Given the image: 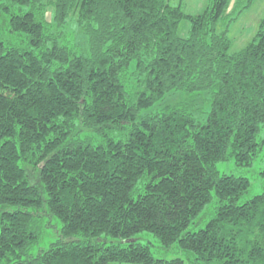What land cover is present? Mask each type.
I'll return each mask as SVG.
<instances>
[{
	"label": "trees",
	"instance_id": "16d2710c",
	"mask_svg": "<svg viewBox=\"0 0 264 264\" xmlns=\"http://www.w3.org/2000/svg\"><path fill=\"white\" fill-rule=\"evenodd\" d=\"M254 2L0 0V264H264V193L238 205L249 180L218 170L264 144V18L229 38ZM71 19L86 54L59 44ZM177 93L208 94L204 122L192 103L146 113ZM45 217L60 239L32 254Z\"/></svg>",
	"mask_w": 264,
	"mask_h": 264
},
{
	"label": "rangeland",
	"instance_id": "374dc122",
	"mask_svg": "<svg viewBox=\"0 0 264 264\" xmlns=\"http://www.w3.org/2000/svg\"><path fill=\"white\" fill-rule=\"evenodd\" d=\"M171 6H180L183 13L189 16L200 15L208 6V0H168ZM248 0H241L240 8L247 4ZM27 10V9H24ZM50 19L49 16H47ZM264 18V0H255L248 10H245L237 20L229 28V38L232 41L231 52H237L247 46L254 38L258 23ZM222 29V25L219 27ZM59 34V44H66L72 49L76 47L75 52L79 54H86L88 52V40L86 35L78 28V24L71 19L68 26L61 29ZM189 23L182 21L178 29V37L185 39L188 36ZM0 33L4 36V41L11 39V34L7 32L6 22L2 16H0ZM55 33V32H54ZM11 37V38H9ZM201 96L197 102L196 97ZM208 94L191 95L185 93H177L171 98L163 102L161 107L155 106L146 113H154L160 111L164 106H172L179 102L183 104L192 103L190 106V113L196 119L197 122L202 123L206 119V114L209 111ZM196 100V102H192ZM258 140L264 138V128L261 129L257 136ZM264 160V144L262 150L258 153L257 158L254 160L253 166L249 169H237L234 166L233 160H229L218 165V170L221 175L233 174L235 176H244L250 182V188L248 192L239 198L238 205L245 203L247 200L253 198L256 195L264 193V177L261 175L263 169ZM46 221H49L50 226L45 227L42 235L36 245L32 248V254H36L40 249H48L51 243H55L60 239V223L54 218L45 217ZM139 243L149 244L152 246V251L157 260L162 259L164 261H172L177 257H181L182 254L175 252H164L158 249L156 242L147 234H140L137 237ZM185 258V257H184Z\"/></svg>",
	"mask_w": 264,
	"mask_h": 264
},
{
	"label": "crops",
	"instance_id": "0c3cea01",
	"mask_svg": "<svg viewBox=\"0 0 264 264\" xmlns=\"http://www.w3.org/2000/svg\"><path fill=\"white\" fill-rule=\"evenodd\" d=\"M260 23V22H259ZM259 23H258V25H259Z\"/></svg>",
	"mask_w": 264,
	"mask_h": 264
}]
</instances>
